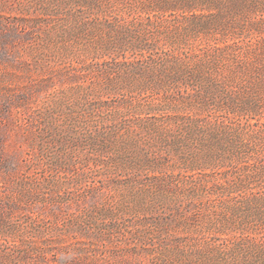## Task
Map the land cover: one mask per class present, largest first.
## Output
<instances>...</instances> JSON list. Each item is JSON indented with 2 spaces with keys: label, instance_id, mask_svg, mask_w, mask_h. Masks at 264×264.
Returning a JSON list of instances; mask_svg holds the SVG:
<instances>
[{
  "label": "rangeland",
  "instance_id": "obj_1",
  "mask_svg": "<svg viewBox=\"0 0 264 264\" xmlns=\"http://www.w3.org/2000/svg\"><path fill=\"white\" fill-rule=\"evenodd\" d=\"M16 19L0 87L51 84L4 111L0 264H264V0H0Z\"/></svg>",
  "mask_w": 264,
  "mask_h": 264
},
{
  "label": "trees",
  "instance_id": "obj_2",
  "mask_svg": "<svg viewBox=\"0 0 264 264\" xmlns=\"http://www.w3.org/2000/svg\"><path fill=\"white\" fill-rule=\"evenodd\" d=\"M12 22L13 23L7 24L6 22H2L0 20V65L5 66V68L9 67L14 73H24L25 71L28 72L29 64L27 60H25L24 58L25 51H23L22 53L19 54V56H17L16 48H15L16 45L23 40L22 35L17 34L18 33L17 28L19 25L25 27L27 23L18 19ZM134 49H137V47H134ZM166 64L167 62H164L162 60H158V61L150 60V63L146 64V67L147 69L150 70L157 67H161L163 69V72H167L169 74L170 83L176 84L179 80H181L184 77V75L180 74V72L177 70H173V68L178 69L180 68V66L175 65L173 66V68L167 69V67L165 66ZM14 73H10V75L8 76L16 77L12 75ZM8 76H3L4 81L2 86L0 87V137L2 138V140L4 139V136L8 137L10 133V129L15 127L13 120L9 119L11 115L8 116V120L6 122H3L4 111L9 114L13 110H20L24 102H26V100H24L25 98L28 97L31 98L34 93L41 91L42 89L48 87L49 84H51V76H48L41 79L37 84L30 83L28 86L12 88L11 86H7ZM167 88L168 90H171L176 87H167ZM38 117L40 116L33 118H38ZM41 122L42 121H40L39 124H41ZM5 123H7V125ZM33 123H36V121H34ZM2 128L5 129L4 130L5 132H2L3 130ZM187 129L188 126L181 128L182 131ZM3 142L0 145V189L2 188L3 184H5V181H9L8 180V172L10 171L9 168L14 165H15L14 167H16L15 163H17V161L15 162L16 155L11 154V156H9L8 153L3 148ZM55 167L57 168L58 166L55 165ZM4 208H9V207H7V205L5 204H2L0 201V210Z\"/></svg>",
  "mask_w": 264,
  "mask_h": 264
}]
</instances>
